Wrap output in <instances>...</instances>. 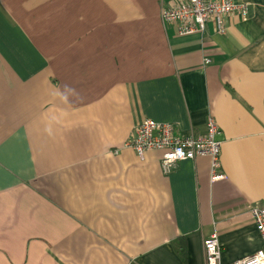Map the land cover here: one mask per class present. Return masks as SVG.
<instances>
[{"label":"crops","instance_id":"1","mask_svg":"<svg viewBox=\"0 0 264 264\" xmlns=\"http://www.w3.org/2000/svg\"><path fill=\"white\" fill-rule=\"evenodd\" d=\"M181 35L163 0H0V264H206L264 246V0ZM206 59L211 60L206 63ZM220 128L166 174L127 146L145 119ZM186 250L183 256L180 250Z\"/></svg>","mask_w":264,"mask_h":264},{"label":"built area","instance_id":"2","mask_svg":"<svg viewBox=\"0 0 264 264\" xmlns=\"http://www.w3.org/2000/svg\"><path fill=\"white\" fill-rule=\"evenodd\" d=\"M235 12L244 16L247 6L233 0H163L162 18L175 24L181 35L204 34L209 23L214 24L218 32L226 33V17ZM210 61L206 59V63ZM219 133L220 128L214 118L209 119L206 132L200 135L178 133L172 123L145 119L136 126L127 146L134 149L141 159L148 151H160V165L166 174L180 161L209 158L211 180L214 182L226 178ZM245 209L258 226L264 242V207L249 203ZM222 252L223 246L217 234L205 240L206 264H224ZM229 264H264V246Z\"/></svg>","mask_w":264,"mask_h":264},{"label":"trees","instance_id":"3","mask_svg":"<svg viewBox=\"0 0 264 264\" xmlns=\"http://www.w3.org/2000/svg\"><path fill=\"white\" fill-rule=\"evenodd\" d=\"M180 253H181L183 256H185V255H186V250L181 249V250H180Z\"/></svg>","mask_w":264,"mask_h":264}]
</instances>
